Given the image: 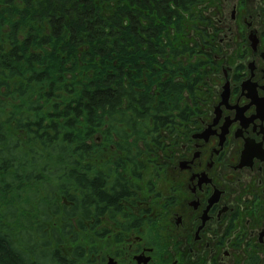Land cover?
Here are the masks:
<instances>
[{
	"label": "flooded vegetation",
	"instance_id": "obj_1",
	"mask_svg": "<svg viewBox=\"0 0 264 264\" xmlns=\"http://www.w3.org/2000/svg\"><path fill=\"white\" fill-rule=\"evenodd\" d=\"M204 2L194 24L199 60L189 79L184 62L178 73L151 71L182 87L173 105L161 99L153 76L152 110L161 100L170 116L165 125L153 123L159 186L141 194L140 151H124L117 169L93 168L117 198L99 197L88 218L80 207L78 230L95 231L97 255L82 248L79 263L264 264V0ZM128 164L134 180L114 174ZM63 248L60 255L76 259L79 248L72 256Z\"/></svg>",
	"mask_w": 264,
	"mask_h": 264
},
{
	"label": "trees",
	"instance_id": "obj_2",
	"mask_svg": "<svg viewBox=\"0 0 264 264\" xmlns=\"http://www.w3.org/2000/svg\"><path fill=\"white\" fill-rule=\"evenodd\" d=\"M204 5V0H0V91L7 89L5 97L12 98V109L0 118V191L4 184L5 195L0 204H7L0 215V264L79 263L81 258L60 255L59 247L32 252L18 235L5 231L3 219L17 213L8 196L33 184L57 189L71 204L68 218L80 217V207L81 217L88 218L99 197L117 198L104 191L103 174L83 163L93 147L87 139L98 126L112 123L105 116L127 110L142 120L153 117L158 126L169 122L161 112L167 103L160 100L151 113V86L137 81L155 66L159 53H166L171 29L183 31L186 16H202ZM171 66L172 73L180 71ZM192 67L186 65L188 79ZM147 76L161 82L158 70ZM181 88L172 79L161 82L160 97L176 105ZM0 107H6L2 99Z\"/></svg>",
	"mask_w": 264,
	"mask_h": 264
},
{
	"label": "rangeland",
	"instance_id": "obj_3",
	"mask_svg": "<svg viewBox=\"0 0 264 264\" xmlns=\"http://www.w3.org/2000/svg\"><path fill=\"white\" fill-rule=\"evenodd\" d=\"M105 13L107 14V6ZM194 24V15L188 14L186 16V20L183 23V31L176 30L175 28L171 29V37L173 38L170 42H168V39L166 38V42H164V44H169L170 46L167 47L166 53L162 52L157 55V62H155L154 66L155 68L159 69L161 67L163 68L164 66L168 68V65L170 64H172L173 67H180L181 62L186 63V65L197 64L199 55L196 52L198 47L195 45L196 37L194 34L196 25ZM174 50L179 52V54L175 56ZM142 69H144V67H142ZM168 69H170V67ZM151 70L152 68L144 70L143 77L141 78L142 80H138L137 83L141 82L144 83L143 86H151L150 80H153V76H147V74L150 75V73H152ZM167 78L168 74L163 72L160 81L163 82L167 80ZM143 86L141 89H143ZM35 91L39 92V89L37 88ZM6 92L7 89L5 88L0 91V99L4 100V104L6 106L5 108L0 107V118L7 116L12 109V98L9 95L5 97ZM37 97L38 96H36L35 99ZM19 102L20 100H18V103ZM25 103H28L29 105L28 101ZM152 106H150L151 113H153ZM26 109L27 106L24 107L23 111H28ZM29 112L30 111H28V113ZM105 119L108 121L111 120L112 123L98 126L96 129L97 131L87 139V142H90V145L93 147L86 154V160L83 163L86 165L92 164V166H94V171L100 169L103 171H108V169H111V167H115V169H117V165H119L117 161L122 158H126L125 152L140 151L141 153H145L141 159L145 165L144 176L143 180L140 183L138 182L142 188L141 194L144 195L148 193L149 190L156 192V189L159 186L157 184V157L155 158L154 150H151L154 149V144L151 143V138L154 137L152 132L154 131L155 127V124L153 125L155 119L151 117L142 120L133 110H127L126 113L120 112L118 115L115 114L113 118L105 116ZM61 122L63 123L64 120ZM10 129L11 133L14 132L12 127ZM156 131L157 130L155 127V132ZM14 133L17 134L16 132ZM25 134L26 133L20 132L19 136ZM124 147L126 150L121 149ZM120 169L122 168L120 167ZM131 170L132 167L128 164L121 170V172L114 170V174L121 173L124 174L128 179L134 180L132 178ZM50 183L54 185L52 180ZM153 184L155 186H153ZM3 186L4 184L2 185V188ZM29 186L30 188H27V192L25 191L22 194L12 192L11 195L8 196L9 200L13 199L12 202H14V208H12L15 209L17 213L15 216H9V218H7L8 220L3 219L5 231L12 234L14 233V235H18L23 241L24 246H26L27 249L32 252L36 250L51 252L54 249L58 247L61 248V246H63V252L65 250L66 253L71 255L73 250L82 247L84 251L85 249H91L95 254L93 258H95L97 255L95 251L97 244V235L95 234V231L91 229L81 232L77 227L79 222L78 220L80 219L79 217L75 219L74 217H63L64 214H66V207L62 204L63 198L57 189L55 192H53L50 187L44 190L43 186L41 187L40 184H33ZM2 188L0 191L1 200L5 196L3 195L4 190H2ZM151 194L152 192H149L148 196L150 197ZM6 209L7 204H0V215L1 213H4ZM65 218L68 219L66 220ZM70 222L73 225H70ZM36 239L38 244L43 246H36ZM83 250L81 249L78 253L81 255ZM89 255L91 256L90 252ZM74 258H83V256L81 255L80 257ZM84 260H81L79 264H85ZM94 264H101V260L99 261L97 258V261Z\"/></svg>",
	"mask_w": 264,
	"mask_h": 264
}]
</instances>
